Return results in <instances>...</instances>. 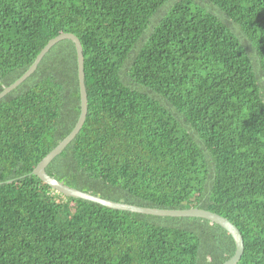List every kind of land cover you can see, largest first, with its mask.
<instances>
[{
    "label": "trees",
    "instance_id": "obj_1",
    "mask_svg": "<svg viewBox=\"0 0 264 264\" xmlns=\"http://www.w3.org/2000/svg\"><path fill=\"white\" fill-rule=\"evenodd\" d=\"M75 34L88 114L47 167L116 202L198 207L264 264V0H0V93ZM81 113L75 43L0 99V264H223L236 242L193 216L64 196L33 170Z\"/></svg>",
    "mask_w": 264,
    "mask_h": 264
},
{
    "label": "water",
    "instance_id": "obj_2",
    "mask_svg": "<svg viewBox=\"0 0 264 264\" xmlns=\"http://www.w3.org/2000/svg\"><path fill=\"white\" fill-rule=\"evenodd\" d=\"M65 39L72 40L75 43L77 49L81 94V113L73 131L65 139H63L57 147H55L39 162V164L33 170V174L37 175L46 184L51 186L56 192L61 193L64 196L92 201L111 209L160 216H193L208 219L214 223L223 226L231 233V235L235 239L236 252L229 260H227L223 264H238V262L242 259L243 253L245 251V242L243 235L241 234L239 228L233 222H231L229 219H227L225 216H222L221 214L198 207L188 209H162L153 207H142L124 202H116L107 198H103L99 195H94L92 193L72 187L47 172V167L53 161V159L57 155H59L80 132V130L85 124L88 114V94L85 84V58L83 53V46L80 39L75 34L69 32L62 33L52 38L38 54L31 67L17 81L5 87V89L0 93V99H2L8 93L12 92L19 85H21L28 77H30L35 72L39 63L42 61L44 56L50 51V49L58 42Z\"/></svg>",
    "mask_w": 264,
    "mask_h": 264
}]
</instances>
